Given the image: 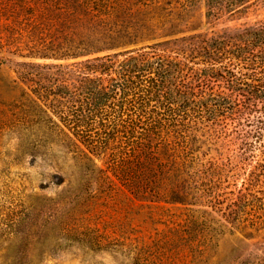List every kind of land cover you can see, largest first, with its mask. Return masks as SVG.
<instances>
[{
  "label": "trees",
  "instance_id": "obj_1",
  "mask_svg": "<svg viewBox=\"0 0 264 264\" xmlns=\"http://www.w3.org/2000/svg\"><path fill=\"white\" fill-rule=\"evenodd\" d=\"M131 6L0 0V52L18 58L21 85L0 110V135L16 139V155L26 144L33 158L56 147L63 237L101 249L75 219L123 192L145 207L181 209L171 251L188 264H207L226 234L238 244L220 264H264V17L248 19L264 0H203L202 26L189 14L178 33L120 45L112 23ZM56 16L78 23L65 35L44 32ZM97 23L110 25L101 38Z\"/></svg>",
  "mask_w": 264,
  "mask_h": 264
},
{
  "label": "rangeland",
  "instance_id": "obj_2",
  "mask_svg": "<svg viewBox=\"0 0 264 264\" xmlns=\"http://www.w3.org/2000/svg\"><path fill=\"white\" fill-rule=\"evenodd\" d=\"M189 14L194 15L192 26H202L203 0H132L130 12H121L112 27L123 35L120 45H145L190 27L184 21ZM255 16L264 17V10L250 12L248 19ZM78 19L83 34H89L85 17ZM77 23L63 25L56 16V29L45 26L44 32L65 35ZM109 27L97 23L93 30L101 38L103 28ZM80 45L91 44L85 39ZM16 60L0 52V110L20 92L11 69ZM16 143L6 131L0 135V264H188L185 252L171 251V229L182 222L181 209L145 207L123 192L101 196L75 219L89 231L90 241L101 240V249L78 236H61L56 196L64 185H56V147L47 152L42 148L33 158L27 144L25 152L16 155ZM237 241L238 235L221 237L207 264H220L234 255Z\"/></svg>",
  "mask_w": 264,
  "mask_h": 264
}]
</instances>
